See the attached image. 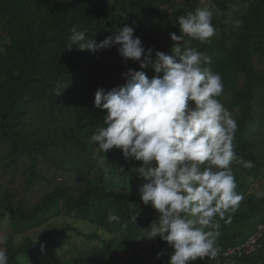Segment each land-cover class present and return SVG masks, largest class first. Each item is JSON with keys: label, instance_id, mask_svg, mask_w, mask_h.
I'll list each match as a JSON object with an SVG mask.
<instances>
[{"label": "trees", "instance_id": "16d2710c", "mask_svg": "<svg viewBox=\"0 0 264 264\" xmlns=\"http://www.w3.org/2000/svg\"><path fill=\"white\" fill-rule=\"evenodd\" d=\"M197 8L213 11L216 34L204 43L172 41L170 33L182 35L178 18ZM124 24L145 48L174 55V46H187L212 57L208 67L224 85L217 98L237 122L234 150L254 164L233 161L243 199L231 223L214 218L218 256L192 264H264V238L253 253L224 254L264 224V0H0V228L7 221L11 231L0 248L8 264H168L174 249L144 238L160 214L139 196L144 180L134 169L142 162L90 139L106 114L94 105L96 90L122 85L128 68L154 73L125 64L115 46L96 54L68 47L73 26L99 42ZM51 171L67 180L41 192ZM110 213L120 221L109 222ZM59 217V227L29 234Z\"/></svg>", "mask_w": 264, "mask_h": 264}, {"label": "clouds", "instance_id": "9594fccd", "mask_svg": "<svg viewBox=\"0 0 264 264\" xmlns=\"http://www.w3.org/2000/svg\"><path fill=\"white\" fill-rule=\"evenodd\" d=\"M108 3L113 5L114 0ZM212 20L213 11L208 9L182 15L178 18L182 35L170 33L171 40H184L187 35L201 43L209 41L216 34ZM70 31L69 50L78 45L80 51L96 54L115 46L125 64L132 61L154 73L149 77L143 70L128 68L122 73V85L96 90L94 105L106 114L103 126L90 138L105 153L116 148L125 159L142 162L134 169L144 180L139 196L160 214L159 220L144 230V238L159 237L174 249L168 264L215 259L221 251V225L214 218L231 223L229 213L235 212L243 199L236 191L231 165L233 161L244 168L254 164L237 157L234 150L237 122L217 98L224 85L221 75L208 67L212 57L187 46H174V55L145 48L128 24L99 42L87 38L79 26ZM108 220L119 222L120 216L110 213ZM246 240L224 254L243 256L245 253L239 254L236 248ZM0 264H8L2 248Z\"/></svg>", "mask_w": 264, "mask_h": 264}, {"label": "rangeland", "instance_id": "374dc122", "mask_svg": "<svg viewBox=\"0 0 264 264\" xmlns=\"http://www.w3.org/2000/svg\"><path fill=\"white\" fill-rule=\"evenodd\" d=\"M43 167H46V166H43ZM44 171L48 174V168H44ZM54 173L53 171H51L49 173V176L51 178V181H52V184L51 186H49L48 184L46 183H43L41 184L40 186L38 187H41L42 186V191L41 192H47L48 190H51L54 188V186H56L59 182H66L67 180V176H64L62 173H59L57 176H53ZM264 182V181H263ZM256 188L258 189V191H261L263 189L261 183H256ZM64 217H59V218H56L55 220H53L52 222L48 223L46 225V227L44 228H39V229H33L31 230V232L29 234H34L36 235L37 237H41L45 232L46 230L51 227V228H56V227H59L60 224H62V222L64 221ZM67 220L70 222V223H73V225H75L76 227H79L81 228L82 231L84 232H92L93 228L90 226V225H87L86 223L82 222V221H78L74 218H67ZM45 226V225H44ZM252 230V228H249L248 229V233H250ZM10 229H9V224L8 222L6 221L4 224H3V227L0 228V240H4L6 235L8 233H10ZM16 239L17 240H20L21 239V236L20 235H16ZM83 240L80 238L78 240L79 243H81ZM89 244L91 242L87 241ZM86 242V243H87Z\"/></svg>", "mask_w": 264, "mask_h": 264}, {"label": "built area", "instance_id": "2783aa9c", "mask_svg": "<svg viewBox=\"0 0 264 264\" xmlns=\"http://www.w3.org/2000/svg\"><path fill=\"white\" fill-rule=\"evenodd\" d=\"M264 238V224L259 226V229L256 230L249 238L246 240L245 243L239 245L236 248V251L239 254L242 253H253L262 247L261 240ZM233 252V250H229L228 253Z\"/></svg>", "mask_w": 264, "mask_h": 264}]
</instances>
